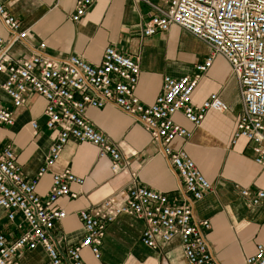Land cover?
Masks as SVG:
<instances>
[{
  "label": "built area",
  "instance_id": "built-area-1",
  "mask_svg": "<svg viewBox=\"0 0 264 264\" xmlns=\"http://www.w3.org/2000/svg\"><path fill=\"white\" fill-rule=\"evenodd\" d=\"M95 1L77 0L70 19L80 22ZM139 1L147 7L144 37L177 25L210 48L209 55L195 64L194 74L165 76L163 90L151 104L136 95L141 74L139 59L116 46L105 48L100 64H92L78 54L53 56L44 43L32 46L28 57H14L12 48L33 39V32L0 0V22L8 34L7 37L0 34V72L7 77L1 87L11 103L0 101V127L15 125L16 112L26 105L32 93H37L47 101L45 125L56 132L45 163L33 179L24 175L13 148L0 145V206L9 223L20 231L15 239L9 240L0 227V264H20L23 252L38 247L47 253L44 264H85L82 258L85 248L99 260L107 226L124 214L144 221L141 242L146 246L156 249L178 237L186 264H219L207 240L210 221L194 220L196 203L213 187L188 152L172 146L177 137L188 140L193 135L175 122L173 116L182 112L199 127L210 110L228 109L218 92L211 93L200 105L193 103V93L203 74L217 56L223 57L238 82L243 103L232 144L239 140L252 143L253 159L264 168V0ZM106 104L119 107L145 127L183 181L182 191L170 198L139 184L120 189L99 205L79 212L84 237L62 250L52 237L55 226L67 214L58 201L63 197L76 198L78 193L71 186H82L85 182L69 167L53 170L69 139L74 137L96 146L100 158H110L113 173L129 166L118 144L86 116L88 107L102 108ZM30 126L33 134L38 135V120L30 121ZM50 171L52 185L47 195L42 196L37 191L39 179ZM241 194L252 205H264V188L254 192L244 188ZM246 264H264L263 243L257 244Z\"/></svg>",
  "mask_w": 264,
  "mask_h": 264
},
{
  "label": "crops",
  "instance_id": "crops-1",
  "mask_svg": "<svg viewBox=\"0 0 264 264\" xmlns=\"http://www.w3.org/2000/svg\"><path fill=\"white\" fill-rule=\"evenodd\" d=\"M7 9L31 27L33 39L16 44L14 57H28L31 47L44 43L46 51L59 57L78 54L92 64L102 62L107 46L139 59L140 79L136 95L151 104L162 92L164 77H182L195 72V64L210 53L207 44L183 28L172 25L167 31L144 37L147 7L139 0H96L80 22L70 14L77 0H2ZM0 34L7 32L0 22ZM6 75L0 72V101L10 105L1 85ZM218 92L228 109L210 110L199 127L177 112L173 119L193 132L190 139L177 137L172 146L183 148L195 160L203 175L212 184V191L196 203L194 220L208 219L211 228L207 240L219 264H246L258 243L264 244V205H252L241 191L264 188V168L253 159L252 143L239 140L232 144L243 103L237 80L229 63L217 56L203 74L193 93V103L200 105L211 93ZM47 101L32 93L26 105L16 112L13 126L0 127V145H10L28 179L37 176L44 165L56 132L45 125ZM88 120L118 144L129 166L119 173L111 170L109 157L100 158L98 148L71 137L53 170L69 167L84 178L82 186L73 184L76 198L63 197L59 206L66 211L52 231V237L62 250L79 243L84 237L81 210L93 208L120 189L133 184L166 193L170 198L180 195L183 181L171 167L159 144L131 115L113 104L102 108L88 107ZM38 120L39 134L34 135L30 121ZM133 173L135 176H133ZM52 185L51 171L39 179L37 191L45 196ZM0 227L13 240L20 233L7 219L0 206ZM145 223L132 215H120L107 226L101 245V259L93 257L89 248L82 251L85 264H186L180 239L150 248L141 242ZM48 259L43 247L23 252L20 264H44Z\"/></svg>",
  "mask_w": 264,
  "mask_h": 264
},
{
  "label": "rangeland",
  "instance_id": "rangeland-1",
  "mask_svg": "<svg viewBox=\"0 0 264 264\" xmlns=\"http://www.w3.org/2000/svg\"><path fill=\"white\" fill-rule=\"evenodd\" d=\"M219 57H221V56H219Z\"/></svg>",
  "mask_w": 264,
  "mask_h": 264
}]
</instances>
